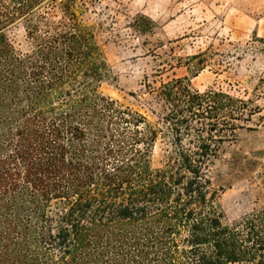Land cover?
Masks as SVG:
<instances>
[{
  "label": "trees",
  "instance_id": "1",
  "mask_svg": "<svg viewBox=\"0 0 264 264\" xmlns=\"http://www.w3.org/2000/svg\"><path fill=\"white\" fill-rule=\"evenodd\" d=\"M84 9L0 0V264H264V209L225 224L212 177L260 107L174 78L150 121L102 92L115 77Z\"/></svg>",
  "mask_w": 264,
  "mask_h": 264
},
{
  "label": "rangeland",
  "instance_id": "2",
  "mask_svg": "<svg viewBox=\"0 0 264 264\" xmlns=\"http://www.w3.org/2000/svg\"><path fill=\"white\" fill-rule=\"evenodd\" d=\"M81 1V19L96 31L115 77L102 85L104 95L154 122L163 104L152 91L174 78L255 101L260 113L222 146L212 177L225 224L263 210L264 0ZM7 35L18 51L29 49L22 25ZM201 54L203 70L194 74L188 65ZM165 148L157 145L154 169L163 166Z\"/></svg>",
  "mask_w": 264,
  "mask_h": 264
}]
</instances>
